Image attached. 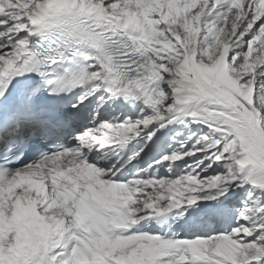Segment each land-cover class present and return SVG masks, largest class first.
Instances as JSON below:
<instances>
[{"label":"snow or ice","instance_id":"1","mask_svg":"<svg viewBox=\"0 0 264 264\" xmlns=\"http://www.w3.org/2000/svg\"><path fill=\"white\" fill-rule=\"evenodd\" d=\"M0 264H264V0H0Z\"/></svg>","mask_w":264,"mask_h":264}]
</instances>
